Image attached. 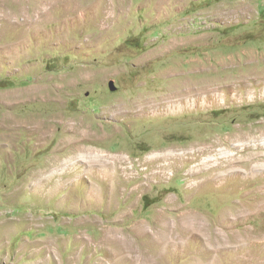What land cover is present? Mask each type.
Segmentation results:
<instances>
[{"label":"rangeland","instance_id":"obj_1","mask_svg":"<svg viewBox=\"0 0 264 264\" xmlns=\"http://www.w3.org/2000/svg\"><path fill=\"white\" fill-rule=\"evenodd\" d=\"M0 264H264V0H0Z\"/></svg>","mask_w":264,"mask_h":264},{"label":"bare ground","instance_id":"obj_2","mask_svg":"<svg viewBox=\"0 0 264 264\" xmlns=\"http://www.w3.org/2000/svg\"><path fill=\"white\" fill-rule=\"evenodd\" d=\"M250 83V82H249ZM188 84V83H187ZM195 85V84H194ZM189 90V89H188ZM187 91V90H186ZM203 91V90H202ZM197 93H198V91H196ZM202 93V92H201ZM201 93H200V95H201ZM182 94V93H181ZM186 94V93H185ZM188 94H190V93H188ZM187 95V94H186ZM176 96V95H175ZM185 98V97H184ZM195 101H197V100H195ZM206 101V100H205ZM180 102V101H179ZM178 103V102H177ZM176 103V104H177ZM179 104V103H178ZM199 153V152H198ZM196 157V156H195ZM160 158V157H159ZM168 159V158H167ZM169 166V165H168Z\"/></svg>","mask_w":264,"mask_h":264},{"label":"water","instance_id":"obj_3","mask_svg":"<svg viewBox=\"0 0 264 264\" xmlns=\"http://www.w3.org/2000/svg\"><path fill=\"white\" fill-rule=\"evenodd\" d=\"M110 87H113L112 82H110Z\"/></svg>","mask_w":264,"mask_h":264}]
</instances>
